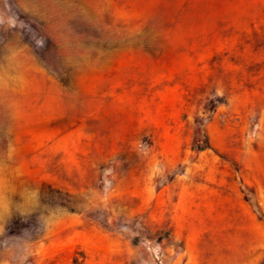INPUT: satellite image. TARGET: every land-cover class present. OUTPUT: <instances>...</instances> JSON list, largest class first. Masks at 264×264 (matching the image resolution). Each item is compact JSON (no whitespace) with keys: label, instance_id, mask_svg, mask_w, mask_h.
I'll use <instances>...</instances> for the list:
<instances>
[{"label":"rangeland","instance_id":"obj_1","mask_svg":"<svg viewBox=\"0 0 264 264\" xmlns=\"http://www.w3.org/2000/svg\"><path fill=\"white\" fill-rule=\"evenodd\" d=\"M262 263L264 0H0V264Z\"/></svg>","mask_w":264,"mask_h":264},{"label":"trees","instance_id":"obj_2","mask_svg":"<svg viewBox=\"0 0 264 264\" xmlns=\"http://www.w3.org/2000/svg\"><path fill=\"white\" fill-rule=\"evenodd\" d=\"M209 145H208V141L207 139L205 138L204 140H201L199 141V145H197L196 149L197 150H202V149H205V148H208ZM264 264V263H262Z\"/></svg>","mask_w":264,"mask_h":264}]
</instances>
